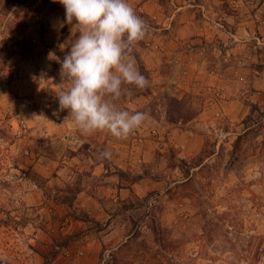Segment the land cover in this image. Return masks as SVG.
Wrapping results in <instances>:
<instances>
[{
    "label": "rangeland",
    "instance_id": "rangeland-1",
    "mask_svg": "<svg viewBox=\"0 0 264 264\" xmlns=\"http://www.w3.org/2000/svg\"><path fill=\"white\" fill-rule=\"evenodd\" d=\"M233 1L127 0L149 118L106 140L59 108L63 6L0 0V264H264V0Z\"/></svg>",
    "mask_w": 264,
    "mask_h": 264
},
{
    "label": "clouds",
    "instance_id": "clouds-1",
    "mask_svg": "<svg viewBox=\"0 0 264 264\" xmlns=\"http://www.w3.org/2000/svg\"><path fill=\"white\" fill-rule=\"evenodd\" d=\"M58 2L64 8V23L78 30L60 61L68 86L57 94L59 108L68 110L73 126L83 135L105 133L117 140L128 139L149 118L144 111L118 105L130 94L125 85L139 90L148 86L133 55L145 39L148 25L127 0ZM110 155L101 153L102 158Z\"/></svg>",
    "mask_w": 264,
    "mask_h": 264
},
{
    "label": "crops",
    "instance_id": "crops-1",
    "mask_svg": "<svg viewBox=\"0 0 264 264\" xmlns=\"http://www.w3.org/2000/svg\"><path fill=\"white\" fill-rule=\"evenodd\" d=\"M234 2V4H232V6H234V8H237V7H239V3H241V1L240 0H238V1H233ZM252 3V1H249L248 0V2H245V5L244 6H248L249 4H251ZM260 6H264V1L261 3V5ZM237 11V10H236ZM262 11H264L263 9H262ZM237 12H239V11H237ZM233 14V16L232 17H230L231 19H235V14L234 13H232ZM232 23H235V20H233V21H231ZM263 24H264V22H263ZM239 47V45H237V46H235V48H233V50L234 51H236V49Z\"/></svg>",
    "mask_w": 264,
    "mask_h": 264
},
{
    "label": "built area",
    "instance_id": "built-area-1",
    "mask_svg": "<svg viewBox=\"0 0 264 264\" xmlns=\"http://www.w3.org/2000/svg\"><path fill=\"white\" fill-rule=\"evenodd\" d=\"M17 133H18L19 135H21V130L19 129V130L17 131ZM152 134L155 135V134H156V131L153 130V131H152ZM106 135H108V134H106ZM106 137H107L106 140H108V138H111L112 136L108 135V136H106ZM131 137H132L133 139H135V138H137V137L140 138L139 130L135 131V133L132 134Z\"/></svg>",
    "mask_w": 264,
    "mask_h": 264
}]
</instances>
